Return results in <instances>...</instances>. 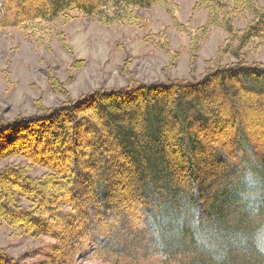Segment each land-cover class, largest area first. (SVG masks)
Wrapping results in <instances>:
<instances>
[{"label": "trees", "instance_id": "1", "mask_svg": "<svg viewBox=\"0 0 264 264\" xmlns=\"http://www.w3.org/2000/svg\"><path fill=\"white\" fill-rule=\"evenodd\" d=\"M166 2L0 0V29L45 32L74 10L107 25L139 23L137 11ZM198 4L202 36L229 33L199 76L139 82L125 65L128 86L0 118V161L27 162L0 167V218L56 241L42 264H264V131L249 123L264 114V63L238 53L264 45V2ZM229 52L235 61H218ZM36 167L45 170L32 175ZM0 264L22 262L0 247Z\"/></svg>", "mask_w": 264, "mask_h": 264}, {"label": "rangeland", "instance_id": "2", "mask_svg": "<svg viewBox=\"0 0 264 264\" xmlns=\"http://www.w3.org/2000/svg\"><path fill=\"white\" fill-rule=\"evenodd\" d=\"M198 2L168 0L139 10V23L107 25L74 10L61 20L45 22V32L34 27L29 30L31 34L18 28L0 29V118L40 113L98 88L128 86L131 77L121 71L125 65L139 82L199 76L227 45L229 33L215 28L202 36L200 27L207 20V11ZM235 25L243 27L246 20L238 18ZM197 34L202 40L191 64L192 39ZM232 53L218 61H235ZM238 53H244L252 63H264V45H249ZM258 113L249 118L251 130L264 131V114ZM242 116L249 113L243 111ZM8 162L27 164L14 157L0 161V167ZM44 170L36 167L31 174L40 175ZM260 240L264 244V237ZM54 243L49 237L26 236L0 218V247L22 264H42L54 255ZM80 264L96 262L85 260Z\"/></svg>", "mask_w": 264, "mask_h": 264}]
</instances>
